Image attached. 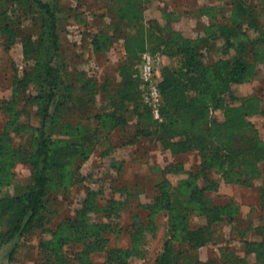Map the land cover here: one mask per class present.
Listing matches in <instances>:
<instances>
[{
    "label": "rangeland",
    "instance_id": "obj_1",
    "mask_svg": "<svg viewBox=\"0 0 264 264\" xmlns=\"http://www.w3.org/2000/svg\"><path fill=\"white\" fill-rule=\"evenodd\" d=\"M28 2L32 8L26 11L11 4L16 10L7 22L10 33L3 32L0 24V195H13L17 186L31 183V165L22 162L23 155L15 161L10 153L22 148L31 151L41 132L51 140L52 150L68 161L62 170L67 181L64 187L52 185L47 193L44 229L17 236L9 241L11 247L3 243L8 217H0V264L39 262V241L51 237L63 219L73 217L86 190L93 191L94 199L86 225L77 232L80 240L69 238L62 246L61 253L71 264H79L80 251L83 262L102 264L105 252L114 248L120 250L116 259L120 263L154 264L170 235L167 198L172 201L178 196L172 209L186 215L188 227L209 221L206 213L197 211L199 201L188 191L192 188H204L207 199L219 206L232 199L252 204L261 197L264 0H137L144 16L129 25L115 16L109 0ZM11 5L3 3L0 8L9 10ZM139 25L156 37L153 50L161 55L158 81L163 67L178 69L190 57L187 47L196 53L192 61L200 66L189 74L193 84L187 96L194 97L208 81L203 92L211 120H222L225 104L242 105L246 97L258 96L260 111L247 119L252 124V142L263 152L258 160L260 177L241 183L234 165L225 160L220 164L218 159L211 166L214 153L190 142L188 150L177 154L162 146L160 121L146 114L139 63L127 60L123 50L124 38ZM171 48L180 50L170 54ZM234 58L245 66L238 80L228 74ZM43 64L49 70H43ZM122 65L128 68L130 85L124 89L132 99L122 98ZM23 77L28 79L26 87L16 88V80ZM233 140L237 146L246 142L243 136ZM184 181L192 186L186 188ZM261 217L256 212L255 222ZM245 220L223 215L208 223L211 239L198 247L188 248L172 237L174 252L181 253L182 260L186 256L212 264H260L255 252L245 253L243 241L264 240V224L249 229Z\"/></svg>",
    "mask_w": 264,
    "mask_h": 264
},
{
    "label": "trees",
    "instance_id": "obj_2",
    "mask_svg": "<svg viewBox=\"0 0 264 264\" xmlns=\"http://www.w3.org/2000/svg\"><path fill=\"white\" fill-rule=\"evenodd\" d=\"M109 1L113 4L112 11L115 16L123 20L125 25L140 20L144 16L143 8L138 4L137 0ZM14 2L17 6L21 7L22 11L32 8L28 0H0V6L3 3L11 5ZM15 10L14 5H11L9 10L6 7L0 8V24H3V32H11L7 22L11 19L10 13H13ZM156 43L154 34L148 31L144 25H139L136 27L134 33H128L123 40L125 57L130 62L137 61L139 63L140 54L143 51L156 52V50H153ZM8 46L9 42L6 44V47ZM178 50L180 49H169L170 54H174ZM185 51L190 52V57L185 58L178 69H172L168 66L163 67L162 79L158 81L162 98L160 112L163 118L158 123V132L161 135L160 142L162 146L169 149V152L172 154H177L188 150L190 142L197 145L200 149H209L214 153L212 155L214 162L211 161V166L215 165L218 159L221 160L220 164L225 160V162L234 165L236 168L235 172L238 178L241 179V183H248L250 180L260 177L261 171L258 160L263 152L257 143L252 142L250 136L253 131L252 124L247 119V115L260 111L258 96L250 95L246 97L242 105L225 104L223 106L222 120L218 122L211 120L209 101L204 96L208 81L207 83H203L204 85L201 82L202 87L197 89L194 97L187 96V91L192 88L190 84H193L191 80L192 76L189 79V74L194 69H196L195 71L198 70V67L195 68V66L199 65L200 62L192 61L196 53L192 52L189 47ZM43 67V70H49L50 68L47 64H43ZM127 71L128 68L122 65L120 68L122 76L120 84L123 87L121 92L124 100L133 98L124 89L130 85V80L126 77ZM244 72L245 66L238 58H234L228 70L230 78L238 80ZM204 76L205 73L202 77L204 78ZM131 81L134 82L133 80ZM27 82L28 79L25 77L16 80V88L24 89ZM138 83L140 84L139 79ZM52 86H56V84ZM52 91L54 90L52 89ZM44 113H47L46 108L44 109ZM146 114L152 121L157 120L153 119L149 107L146 110ZM118 121H120V117L117 119ZM42 135L43 132H41L40 138L35 142L31 151H28L27 148H22L20 152L18 149H13L10 153L14 156L12 159H15V161L18 159V154L23 155L22 162L30 164L33 173L31 183H26L21 187L17 186V190L13 195H0V217L7 216L9 221V228L6 231V238L3 243H7L20 235H28L34 229H44L48 222L45 220L47 193L50 191L52 185L54 186L58 183V186L61 187L66 185L67 179L63 178L62 170L68 161L66 162L62 154L55 153L57 151L52 150L51 140H48L47 137H42ZM235 135L245 138L246 142L244 145L237 146V141L233 140L236 137ZM178 136H183V139H174ZM53 180L57 182H53ZM224 180L229 181V179ZM184 184L186 188L192 186L187 181H184ZM188 191L192 192L191 198L199 201L197 211L199 213H206L209 221L206 225H199L196 228L188 227L185 221L186 215L172 209L173 203L178 201L176 199L178 196H174L175 199L172 201H169L167 198L165 207L171 212L168 230L170 235L164 241L163 251L158 255L154 264H178V259L180 258L181 262L179 264H190L192 260L193 263L191 264H212L210 261L202 262L194 257L186 258V256H183L182 260L181 253L174 252L171 238L175 237V240L184 241L188 245V248L205 244L211 239V232L207 227L208 223L218 221L223 215H227L229 218L232 217L231 201L229 200V203L224 206H219L214 204L210 199H207V196L204 194V188L196 187ZM93 196V191L86 190L85 197H83L80 206L74 210L73 217L63 219L56 226V229L51 231V237L39 241L41 255L38 261L40 263L36 261V264H71V259L66 256L63 257L61 253L62 246L67 241L69 242V238H73V241L80 240V235L77 232L80 227L86 225V214L92 208ZM260 196H264V193ZM176 229H178V233L175 232ZM96 236L98 235L96 234ZM243 242L245 253L247 254L249 251L255 252L260 264H264V240L245 239ZM119 252L120 250L117 248L106 251L102 264H123L122 261L120 263V260L116 261L119 258ZM83 255L81 251L77 253L76 260H79V264L89 263V261L83 262ZM215 264L217 263L215 262Z\"/></svg>",
    "mask_w": 264,
    "mask_h": 264
},
{
    "label": "built area",
    "instance_id": "obj_3",
    "mask_svg": "<svg viewBox=\"0 0 264 264\" xmlns=\"http://www.w3.org/2000/svg\"><path fill=\"white\" fill-rule=\"evenodd\" d=\"M161 55L158 52L145 50L140 54L138 64V77L142 88V97L146 105L150 108L152 117L161 121V93L158 86L157 63Z\"/></svg>",
    "mask_w": 264,
    "mask_h": 264
},
{
    "label": "crops",
    "instance_id": "obj_4",
    "mask_svg": "<svg viewBox=\"0 0 264 264\" xmlns=\"http://www.w3.org/2000/svg\"><path fill=\"white\" fill-rule=\"evenodd\" d=\"M235 200V201H234ZM264 199H262V197H256L255 201H252V204L246 203V202H242L241 199H232L231 201V205H232V216L236 218H245L247 221L248 226L250 227L249 229L255 228L257 226H263L262 224H264ZM257 208V210L254 209ZM256 212H259L260 214H262V217L260 219V221H256L255 222V214ZM248 229V231H249ZM247 231V233L245 232L246 236L249 235V232ZM246 238V237H245ZM247 239V238H246ZM10 242H13V240H11ZM10 242L8 243V246H12L10 244Z\"/></svg>",
    "mask_w": 264,
    "mask_h": 264
}]
</instances>
